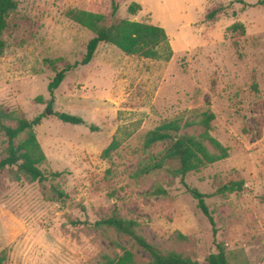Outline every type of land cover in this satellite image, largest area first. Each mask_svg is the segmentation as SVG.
I'll list each match as a JSON object with an SVG mask.
<instances>
[{"label":"rangeland","instance_id":"obj_1","mask_svg":"<svg viewBox=\"0 0 264 264\" xmlns=\"http://www.w3.org/2000/svg\"><path fill=\"white\" fill-rule=\"evenodd\" d=\"M17 1L2 36L0 106L30 120L43 116L34 128L47 157L40 168L63 173L17 181L0 171L4 264H97L104 254L121 253L120 245L138 261L150 260L129 237L97 224L115 209L136 220L139 232L160 249L203 262L220 244L231 264H264V5L123 0L114 19L162 26L170 47H159L160 56L149 59L101 43L89 64L67 73L49 109V82L84 58L95 35L69 11L98 4L111 18V0ZM132 2L141 4L135 14L128 11ZM213 10L215 18H207ZM235 24L244 29L230 30ZM58 112L80 115L85 124L63 122ZM208 112L215 114L210 134L229 156L188 173L185 181L208 195L214 226L180 177L167 168L141 173L170 144L146 148L150 130L178 119L196 123L181 133H199L197 121ZM231 182L242 186L216 193Z\"/></svg>","mask_w":264,"mask_h":264},{"label":"trees","instance_id":"obj_2","mask_svg":"<svg viewBox=\"0 0 264 264\" xmlns=\"http://www.w3.org/2000/svg\"><path fill=\"white\" fill-rule=\"evenodd\" d=\"M122 1L111 0V18L113 17V19L107 13L98 9V4L91 5L88 9L69 11L68 15L71 19L88 28L95 35L88 41L84 58L75 65H68L56 71L49 82L48 90L51 97L48 103L49 109L52 108L55 102V91L64 81L67 73L74 67L89 64L101 43H110L125 54L149 59L160 56L159 47H170L167 32L162 26L128 18L114 19ZM241 2L245 3V1ZM259 4L264 5V0H259ZM17 7V0H0V54L5 48L2 36L8 25V16ZM139 10H141V4L138 2H132L128 7V11L132 14L137 13ZM217 12V10H213L207 15V18H215ZM239 28L244 29L242 25L235 24L230 27V30ZM171 55L172 51L169 50L166 58L169 59ZM57 116L66 123L85 124V119L77 114L58 112ZM42 118L43 116L39 115L30 120L17 110L7 111L0 106V138H2L1 143L4 144V154L0 157V171L7 170L10 172V178L13 180L18 181L23 176H27L31 181H44L48 180L50 176L56 179L63 173L62 171H51L47 174L40 168L47 157L34 128L36 125L41 124ZM214 118L215 114L213 112L205 113L204 117L197 121V124L201 126L199 133H181L183 127H190L196 123L181 125L178 119L164 122L150 130L144 143L146 148L165 141L170 144L161 156H158L155 161L141 170V173H148L152 170L167 168L172 175L180 177L213 226L215 225L214 217L206 202L208 195L197 188L190 187L185 178L188 173L198 171L207 164L215 163L229 156L228 148L210 134L211 122ZM98 128L97 125H90L92 131H97ZM114 147V143H111L104 150V153L109 155ZM174 161L177 163L176 166L172 165ZM241 186V182H231L220 187L216 193L233 192L240 189ZM54 190L62 196V192ZM97 224L113 227L119 233L129 237L134 246L142 248L150 255V260L138 261L133 250L120 245L121 253L104 254L102 261L97 264H231L225 249L220 244H217L218 250L211 252L203 262L193 260L188 255L176 250L160 249L139 232V223L136 220L120 216L116 209L109 217L98 221ZM213 230L216 233V229ZM6 259V252L1 251L0 264H4Z\"/></svg>","mask_w":264,"mask_h":264}]
</instances>
